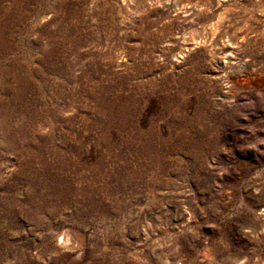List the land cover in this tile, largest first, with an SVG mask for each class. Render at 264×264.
<instances>
[{"label":"rangeland","instance_id":"1","mask_svg":"<svg viewBox=\"0 0 264 264\" xmlns=\"http://www.w3.org/2000/svg\"><path fill=\"white\" fill-rule=\"evenodd\" d=\"M0 264H264V0H0Z\"/></svg>","mask_w":264,"mask_h":264}]
</instances>
